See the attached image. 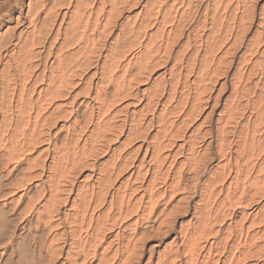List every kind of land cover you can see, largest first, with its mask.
Listing matches in <instances>:
<instances>
[{"label": "bare ground", "instance_id": "6f19581e", "mask_svg": "<svg viewBox=\"0 0 264 264\" xmlns=\"http://www.w3.org/2000/svg\"><path fill=\"white\" fill-rule=\"evenodd\" d=\"M0 264H264V3L0 0Z\"/></svg>", "mask_w": 264, "mask_h": 264}, {"label": "rangeland", "instance_id": "374dc122", "mask_svg": "<svg viewBox=\"0 0 264 264\" xmlns=\"http://www.w3.org/2000/svg\"><path fill=\"white\" fill-rule=\"evenodd\" d=\"M261 3H264V0H260V4H261ZM229 93H230V92H227V94L224 93V94H223V97H225V98H226V96L228 97V96H229ZM209 122H213V123H209ZM208 124H209V125H212V124H213L212 126H214V117L212 118L211 121H208V122H207V125H208ZM209 125H208V126H209Z\"/></svg>", "mask_w": 264, "mask_h": 264}]
</instances>
